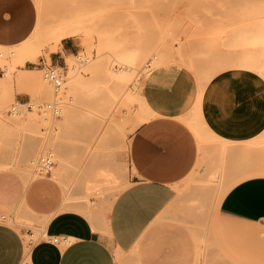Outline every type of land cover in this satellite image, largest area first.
Masks as SVG:
<instances>
[{"label": "rangeland", "instance_id": "obj_1", "mask_svg": "<svg viewBox=\"0 0 264 264\" xmlns=\"http://www.w3.org/2000/svg\"><path fill=\"white\" fill-rule=\"evenodd\" d=\"M34 1L37 22L32 33L16 44L0 43V115L5 118H0V173L17 175L27 187L18 204L0 207V215L31 231L25 234L34 242L48 238L43 235L45 219L52 212H40L42 206L56 210L81 203L103 211L113 195L129 185L132 128L151 112L141 93L149 70L166 63L190 69L198 80L193 108L198 115L206 86L220 72L244 69L264 79V67L251 54L264 46L248 38L264 31L247 36L249 32L231 29L238 23L232 20L234 25L227 23L224 29L230 21L224 14L229 16L233 7V18L239 20L245 0ZM219 20L226 21L223 28L217 27ZM60 22L80 26L81 33L64 38ZM69 38L75 42L73 51L58 57L61 42ZM26 41L34 52L24 49ZM49 67L62 74L61 87L46 76ZM198 115L194 118L200 120ZM196 121V128L202 126L200 133L195 131L200 159L178 191L180 200L189 204L184 212L194 210L205 223L186 226L189 246L197 256L204 250L221 255L202 259V264H264V225L227 218L216 205V197L231 186L264 175V131L233 141ZM48 156L53 165L46 172L40 160ZM199 260L196 257L193 264Z\"/></svg>", "mask_w": 264, "mask_h": 264}, {"label": "crops", "instance_id": "obj_2", "mask_svg": "<svg viewBox=\"0 0 264 264\" xmlns=\"http://www.w3.org/2000/svg\"><path fill=\"white\" fill-rule=\"evenodd\" d=\"M36 22L34 0H0V43L23 41ZM74 47L72 39H64L58 57ZM141 93L156 116L150 115L131 137L129 185L103 211L83 212L81 203L56 210L42 206L40 212H52L45 219L43 235L48 238L28 244L25 231H31L1 214L0 264H193L196 257L202 264V259L221 257L217 250L198 251L197 256L190 248L186 226L205 222L194 210L184 212L189 204L178 191L201 154L187 118L194 112L198 80L186 66L166 63L148 71ZM198 116L223 139L245 141L259 135L264 131V79L244 69L220 72L206 86ZM26 188L17 175L1 172L0 207L18 204ZM217 198L219 214L264 225V175L246 177ZM54 237L60 240L54 242Z\"/></svg>", "mask_w": 264, "mask_h": 264}, {"label": "bare ground", "instance_id": "obj_3", "mask_svg": "<svg viewBox=\"0 0 264 264\" xmlns=\"http://www.w3.org/2000/svg\"><path fill=\"white\" fill-rule=\"evenodd\" d=\"M248 1H250V0H248ZM257 1H258V0H257ZM257 1H256V2H257ZM260 1H261V2H260L261 4H260V3L257 4V3H254L255 0H254L252 3H251V2H250V3H249V2H246V0H245L244 3H243V4H244V7H243V6H240V7H243L244 9H245V8H246V9H245V10H244V9L242 10V13H241L242 15H241V14L239 15V16H240L239 20H236L237 18H233V16L235 17V15H236L237 13L234 11L235 9H233V7H230L232 10L229 8L230 11H231L230 13L228 12V13H229V14H228L229 16H227V14H224L225 16L222 15V18H223V16H224V18H227L226 21H229V20H230V21H229L230 23H229V22H226V21H225V22H226V23H225L224 21L222 22L221 20H219L222 24H221L220 22H218L221 26L217 23V27L219 26L220 28H221V27L223 28V27H224V26H223V23H225L226 25H225V28H224V29H226V26H228V24L234 25V24H236L237 22L239 23V22H241L242 20L244 21V19L247 18V17H248V18L251 17L252 20L247 19V20H248V21H247V20L245 19L247 25H245L246 23H245V21H244V22H241L242 24L239 23L240 25H238V23H237V25L232 26L231 29H233V30L235 31V28L237 27L236 29H239V32H242V33H244V32H245V33H248V32H249L248 34H246L247 36H248V35H251L250 32H252V33L254 34L255 32H257V30H260V32H261V31L263 32V31H264V15H262V14L259 15V14L257 13V12H260V13H261V11H262V13L264 12V8H263V7H264V5H263L264 0H260ZM245 3H246V4H245ZM232 4H233V3H231V5H232ZM243 4H242V5H243ZM256 4H257V7H255L256 10H253L252 8H253V6H256ZM247 5H248V6H247ZM251 5H252V6H251ZM261 5H262V7H261ZM215 6H216V4H215ZM240 7H239V8H240ZM247 7H248V8H247ZM249 7H250L251 9H250ZM259 7H261V8L259 9ZM218 8H219V7H218ZM225 8H226V7L224 6V9H225ZM219 9H220V8H219ZM219 9H218V10H219ZM229 9H228V10H229ZM249 9H250V11H249ZM216 10H217V9H216ZM222 10H223V9H222ZM252 10H253V11H252ZM226 11H227V10H226ZM233 11H234L236 14H234ZM236 11L238 12V10H236ZM243 11H245V12H243ZM246 11H247V12H246ZM251 11H252V12H251ZM239 12H240V11H239ZM239 12H238V13H239ZM248 12H249V13H248ZM244 13H245V14H244ZM247 13H248V14H247ZM255 13H256V14H255ZM232 14H234V15H232ZM249 14H250V15H249ZM251 14H252V15H251ZM263 14H264V13H263ZM230 15H231V17H230ZM236 16H237V15H236ZM242 16H244V18H241ZM217 18H218V17H217ZM220 18H221V17H220ZM230 18H231V19H230ZM228 19H229V20H228ZM231 20L233 21L232 23H234V24L231 23ZM234 21H235V22H234ZM64 22H65V21H64ZM248 22H249V23H248ZM256 22H257V23H256ZM60 23H61V24H60ZM60 23L58 24V29H59V30H60L61 25H64L62 22H60ZM71 23H72V22H71ZM227 23H228V24H227ZM250 23H251V24H250ZM59 25H60V27H59ZM72 25H73V24H72ZM231 25H230V26H231ZM241 25H244V26H241ZM69 26H70V25H69ZM74 26H76V25L74 24ZM74 26L68 27V26L64 25L65 29H64V27L62 26V28L64 29V31H62V35H63L64 38H65V37H72V36H74V35H77V34H80V33H81V30H79V29H80V26H79V29H76L77 27H76V28H72V27H74ZM238 26H239L240 28H239ZM248 26H250L251 29L248 28ZM66 27H67L68 29H67ZM217 27H216V28H217ZM233 27H234V28H233ZM243 27H244V31H241L240 29L243 30ZM252 27H253V28H252ZM70 28H71V29H70ZM220 28H219V30H220ZM261 28H262V29H261ZM63 29H62V30H63ZM231 29H230V30H231ZM248 29H250V31H249ZM252 29H253V31H252ZM226 30H227V29H226ZM230 30H228V31H229V32H233V30H232V31H230ZM223 31H224V30H223ZM246 31H247V32H246ZM218 32H220V31H218ZM237 33H238V32H237ZM237 33H234V34H237ZM240 34H241V33H240ZM256 34H257V33H256ZM256 34H254V36H255ZM252 36H253V35H251V37H252ZM262 36H264V35H263V34H261V36H260V35H257V36L254 37V39H253V38L251 39V37L248 36V38H250V39H249V41H250L249 43H251V41H252V43H254V41L257 39V40L255 41L256 44H261L262 46H264V45H263V44H264V39H261V38H263ZM63 37H62V38H63ZM258 38H259L260 40H259ZM257 42H258V43H257ZM256 44H255V45H256ZM29 47H30V45H29L28 41H26V42H25V48H24V49L27 50ZM250 47H251V48H250ZM24 49L22 48V50H24ZM250 49L252 50V46H249V50H250ZM28 50H31V49H28ZM35 50H36V49H35ZM251 50H250V51H251ZM253 50H254V51H253ZM253 50H252L253 52H251V54L253 53V55H252L253 58H256V59H257V61H256V62H257V65H258V66L261 65V67H264V49H262V51H261L262 53L260 52L259 49L256 50V49L253 48ZM29 52H30V53H31V52H34V50L32 49V50L29 51ZM258 52H260V53H258ZM25 53H28V52L25 51ZM30 53H29L28 55H30ZM36 53H37V52H36ZM32 54H33V53H32ZM254 60H255V59H254ZM4 65H5V64H4ZM4 65H3V66H4ZM5 69H6V68H5ZM263 70H264V68L262 69V71H263ZM193 108H194V107H193ZM153 111H154V110H153ZM153 111H152V112H153ZM193 111H194V113H196L194 109H193ZM16 113H17V111H16V109H14V114H16ZM191 113H192V112H190V114H191ZM153 114L155 115L154 112H153ZM153 114H151V112H149L147 116H143V117H142V118H141L136 124H134V126H133L132 129H133V130H136V128H137L140 124H142L144 121H146L147 119H149L150 115H153ZM190 114H188V117H189L188 119H190V118L192 117L193 120L190 119V120H191V121H190V125H191V126H190L189 128H191V130L193 129V130H192L193 132L196 131L197 133H200V131H201L200 128H201L202 126H200V127L198 126V128H196V127H197V125H196L197 123L192 122V121H196V120H197V119L194 118V117L197 116L198 114H197V115H196V114H195V115L193 114L192 116H191ZM1 115H2V114H1ZM1 115H0V118H1V119L4 118V117H2ZM5 115H6V114H5ZM5 115H3V116H5ZM189 115H190L191 117H190ZM155 116H156V115H155ZM161 116H162V115H161ZM172 116H173V115H172ZM7 117H8V116H7ZM151 118H152V117H151ZM1 119H0V120H1ZM6 119H7V118H6ZM185 119H186V118H185ZM4 120H5V118H4ZM183 121H184V119H183ZM197 121H200V120H197ZM197 121H196V122H197ZM188 122H189V121H188ZM191 122H192V123H191ZM200 123H201V122H198L199 125H200ZM3 124H4V123H3ZM1 125H2V124H1ZM0 163H1V162H0ZM4 163H5V162H4ZM8 164H9V162H8ZM54 173H55V172H54ZM121 191H122V190H121ZM121 191H117V192L113 195V199L110 200L109 207L112 205L114 199L116 198V196H117V195L119 194V192H121ZM81 209H82V211L84 210L83 212H87V213H91L92 211H94L93 209H91V208L88 207V206H87V207H82ZM81 209H80V210H81ZM94 212H95V211H94ZM94 212H92V213H94ZM10 218H11V217H10ZM7 219H8L7 221H9V223L12 221V220H11L12 218L9 219V218L7 217ZM0 221L2 222V218H1V217H0ZM15 221H16V220H15ZM7 223H8V222H7ZM18 223H19V222H18ZM10 224H12V223H10ZM16 224H17V223H16ZM24 238H25L26 244H28L30 238H29L27 235H25ZM200 245H201V244H200ZM26 251H27V253H28V251H29V247H28V245H27V247H26ZM117 257H119V258H117V259H119V261H123V260H121V259H122V256H121L120 254H118Z\"/></svg>", "mask_w": 264, "mask_h": 264}, {"label": "built area", "instance_id": "obj_4", "mask_svg": "<svg viewBox=\"0 0 264 264\" xmlns=\"http://www.w3.org/2000/svg\"><path fill=\"white\" fill-rule=\"evenodd\" d=\"M49 79L53 81V83L56 85V87H61L62 86V74L56 69V67H49L46 75ZM50 106V105H49ZM51 107V106H50ZM55 112H58L57 109H55ZM41 167L43 171L48 172L53 165L52 159L48 157H42L40 160ZM60 240L59 237H54L53 241L58 242ZM67 239L63 238V241Z\"/></svg>", "mask_w": 264, "mask_h": 264}]
</instances>
